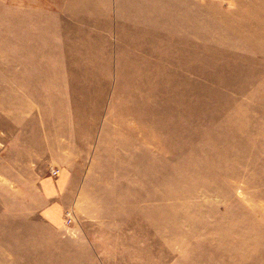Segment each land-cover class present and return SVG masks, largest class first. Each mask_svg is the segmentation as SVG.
Wrapping results in <instances>:
<instances>
[{"label": "rangeland", "instance_id": "374dc122", "mask_svg": "<svg viewBox=\"0 0 264 264\" xmlns=\"http://www.w3.org/2000/svg\"><path fill=\"white\" fill-rule=\"evenodd\" d=\"M0 264H264V0H0Z\"/></svg>", "mask_w": 264, "mask_h": 264}, {"label": "crops", "instance_id": "0c3cea01", "mask_svg": "<svg viewBox=\"0 0 264 264\" xmlns=\"http://www.w3.org/2000/svg\"><path fill=\"white\" fill-rule=\"evenodd\" d=\"M65 185L66 181H64V179L51 181L45 178L40 181V193H42L46 200L45 204L42 206L43 215L52 223L60 220L56 211L60 212V210L64 209L69 203L70 196H74V194H71L70 190L64 191Z\"/></svg>", "mask_w": 264, "mask_h": 264}, {"label": "built area", "instance_id": "2783aa9c", "mask_svg": "<svg viewBox=\"0 0 264 264\" xmlns=\"http://www.w3.org/2000/svg\"><path fill=\"white\" fill-rule=\"evenodd\" d=\"M59 171L58 167H53L50 169L51 175H56ZM73 220V213L72 210H66L64 213V223L70 224V222Z\"/></svg>", "mask_w": 264, "mask_h": 264}]
</instances>
